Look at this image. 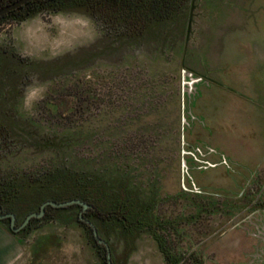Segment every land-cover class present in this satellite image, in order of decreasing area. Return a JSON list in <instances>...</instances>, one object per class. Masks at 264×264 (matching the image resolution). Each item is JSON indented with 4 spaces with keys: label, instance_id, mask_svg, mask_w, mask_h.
<instances>
[{
    "label": "rangeland",
    "instance_id": "374dc122",
    "mask_svg": "<svg viewBox=\"0 0 264 264\" xmlns=\"http://www.w3.org/2000/svg\"><path fill=\"white\" fill-rule=\"evenodd\" d=\"M203 4L187 44L185 24L153 55L33 79L15 115L37 145L0 144V177L63 166L131 176L140 194L163 200L153 218L188 220L159 231L177 255L199 245L208 264H264L254 256L264 248V210L254 208L264 202V0ZM94 26L79 13L43 12L2 24L0 46L47 63L88 46ZM44 139L67 143L53 150L38 146ZM140 240L130 264L166 263L149 234ZM4 241L11 254L0 248V264H99L78 225L44 223Z\"/></svg>",
    "mask_w": 264,
    "mask_h": 264
},
{
    "label": "flooded vegetation",
    "instance_id": "af4514ba",
    "mask_svg": "<svg viewBox=\"0 0 264 264\" xmlns=\"http://www.w3.org/2000/svg\"><path fill=\"white\" fill-rule=\"evenodd\" d=\"M18 1L21 0L0 7V10L10 7ZM31 1L9 11L5 15H1L0 26L11 21L23 23L43 12H71L85 16L95 25L94 28L97 32L96 38L88 46L85 45L75 53H68L63 58L51 60L47 63H36L33 60L22 58L14 53L13 49L0 46V144H3L9 138L17 141L23 138L35 148V145H37L35 144L36 136L27 128L28 125H25L15 115V110L18 109L17 102L23 91L33 84V79H54L76 71L84 64L89 66L98 60L105 63L122 64L140 54L153 55L156 47L161 52L165 43L172 42V40L176 41L179 34H182V28L185 24L187 26L185 32L187 44L194 36V29L200 23L199 18L201 17L200 14L204 12L203 2L205 0H114L113 2L107 0V4L105 7L101 6L102 8L90 1L85 3L84 0H41V10L35 15H31V9L29 8ZM116 4H121L124 8L116 11ZM125 5L130 7L126 8ZM5 126L10 129L7 134ZM66 143L65 141L57 144L51 139H44V141L38 143V146L61 150ZM58 169L83 172L74 171L66 166L59 167L56 170ZM25 175L33 178L29 174H16L13 172L0 178L11 176L18 178ZM100 176H104V180L110 181L107 185L111 189L108 195L98 190L101 187L100 184H95L86 189L72 187L71 192L68 194L59 191L57 195L44 199L34 207L32 204L18 207L15 201H1L0 239L3 241L0 242V248L8 251L7 255L10 256L11 253L4 241L9 233L14 235L17 240L22 241L44 223H58L65 226L78 225L94 250L99 264H130L137 243L143 235L149 234L160 246L153 234L163 238L159 235V231L163 228L178 229L180 226L182 227V224L188 222V220L181 218L173 221L153 218L154 211L163 200L157 197L156 192L154 193L157 196L154 198V193L144 197L132 187V178L127 182V175ZM96 181V183L100 182L99 180ZM102 187L100 189L107 188ZM74 200H79L88 207L85 208L78 203L67 207H54L48 204L45 206L43 216L39 218L31 217L25 225L31 214L42 212L45 203H62ZM107 200H117V207L104 210L103 205L108 204ZM255 210L257 212L263 211L264 208L256 207ZM98 238L103 243L99 242ZM114 238L119 241V244H115ZM163 240L167 250L185 259L186 262L183 261L180 264H197L195 259H188L192 254L202 264H208L205 255L201 253V249H198L199 245L192 248L188 255L183 256L177 255L167 248L166 240L164 238ZM159 246L158 248L166 261ZM165 264H167V261Z\"/></svg>",
    "mask_w": 264,
    "mask_h": 264
},
{
    "label": "trees",
    "instance_id": "16d2710c",
    "mask_svg": "<svg viewBox=\"0 0 264 264\" xmlns=\"http://www.w3.org/2000/svg\"><path fill=\"white\" fill-rule=\"evenodd\" d=\"M17 0H0V7H4L5 5H8L9 3H13ZM85 3L87 1H90L96 6H104L107 4V0H84ZM114 1V0H110ZM116 1V0H115ZM126 1H132V0H126ZM41 0H32L29 4V8L31 9V15L38 14L41 10L42 4ZM111 3V2H110ZM117 9H123L124 7L121 6V4H116ZM32 7V8H31ZM126 8H129V5H125ZM9 117V115H7ZM9 121V120H7ZM4 128V127H3ZM8 126H5L6 134L9 132ZM104 176H100V174L92 173V172H72L71 170L67 169H58L53 172H48L47 174H44L42 176H39L37 178H31L27 175L22 177H3L0 178V202L1 201H15L18 207H25L26 205H33L36 206L40 202H42L46 198H51L58 194L59 191L66 192V194L70 193L72 190V187L76 189H86L91 187L95 184H100L101 187L105 186L107 188L105 189H98L100 192L105 193V195H108L109 191L111 189L109 186H107L110 181L104 180ZM131 176L127 177V182L131 180ZM99 180L100 182L96 183ZM104 195V196H105ZM157 196L156 193H154L153 198ZM108 204L103 205V209H110L115 208L117 200H107ZM255 208H264V202L258 201L255 206ZM220 211V210H218ZM154 238L159 242L160 249L162 253L164 254L167 264H180L181 262L185 261V259L181 256L178 257L174 254H172L169 250L165 247V242L163 238L153 234ZM188 259H195L197 264H202L199 259L195 257L194 254L190 256ZM186 262V261H185Z\"/></svg>",
    "mask_w": 264,
    "mask_h": 264
},
{
    "label": "water",
    "instance_id": "95a60500",
    "mask_svg": "<svg viewBox=\"0 0 264 264\" xmlns=\"http://www.w3.org/2000/svg\"><path fill=\"white\" fill-rule=\"evenodd\" d=\"M30 0H21V1H18L17 3H15L14 5H12V6H10V7H6V8H4V9H1L0 10V16L1 15H5V14H7L9 11H11V10H13V9H15V8H17V7H21V6H23V5H25L27 2H29ZM184 68H186L188 71H191V72H193L194 74H195V71L194 70H191V69H189V68H187V66H184ZM75 203H78V204H81V205H83L85 208H87L88 206L86 205V204H84L83 202H81V201H79V200H74V201H70V202H62V203H54V202H47V203H45V205L43 206V210H42V212L40 213V214H31L29 217H28V220L26 221V223H25V225L30 221V219H31V217L33 218V217H37V218H39V217H41V216H43V214H44V210H45V206L46 205H52V206H54V207H64V206H69V205H72V204H75ZM95 234L97 235V232H96V230H95ZM98 240H99V242H101V243H103L99 238H98Z\"/></svg>",
    "mask_w": 264,
    "mask_h": 264
},
{
    "label": "crops",
    "instance_id": "0c3cea01",
    "mask_svg": "<svg viewBox=\"0 0 264 264\" xmlns=\"http://www.w3.org/2000/svg\"><path fill=\"white\" fill-rule=\"evenodd\" d=\"M264 255V248H257L254 250V256L262 257Z\"/></svg>",
    "mask_w": 264,
    "mask_h": 264
}]
</instances>
